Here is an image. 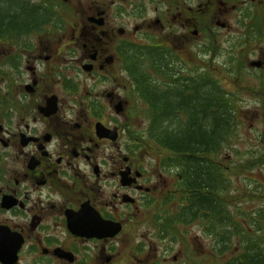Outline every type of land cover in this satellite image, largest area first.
<instances>
[{
  "label": "flooded vegetation",
  "instance_id": "af4514ba",
  "mask_svg": "<svg viewBox=\"0 0 264 264\" xmlns=\"http://www.w3.org/2000/svg\"><path fill=\"white\" fill-rule=\"evenodd\" d=\"M14 2L0 20V230L17 232L18 256L36 253L35 264H104L106 242L122 228L114 236L79 231L100 220L123 227V205L147 206L154 190L136 153L122 156L118 145L105 152L122 126L111 109L121 115L127 104L123 64L143 47L169 49L184 63L187 33L215 27L235 32L236 45H255L262 13L246 0ZM107 184H115L111 198ZM61 249L72 255L59 257Z\"/></svg>",
  "mask_w": 264,
  "mask_h": 264
},
{
  "label": "rangeland",
  "instance_id": "374dc122",
  "mask_svg": "<svg viewBox=\"0 0 264 264\" xmlns=\"http://www.w3.org/2000/svg\"><path fill=\"white\" fill-rule=\"evenodd\" d=\"M14 1L11 2V7L16 3ZM201 1L204 2L205 0ZM246 1L250 3L254 12L262 13V36L259 41L252 43L255 45L249 47L236 45L234 42L238 37L235 32H230L227 28L215 27L212 28V31L200 32L196 35L187 33L188 40L180 51L184 63L180 64L175 58H171V63L176 68L173 70L175 73L173 77L191 76L196 79V82L201 83L204 81L202 77L206 71V75L218 80L235 99L236 106L240 111L241 123L231 138V146L225 147L214 158L218 156L220 161L237 169L241 168L236 165L243 163L248 158L259 160L264 153V142H262V132L264 131L262 118L264 0ZM27 5L29 6L30 3L28 2ZM7 9L9 11L10 7L7 6ZM3 11L7 12L5 9ZM19 17L15 20L16 24L24 20V16ZM226 18L229 20L230 15ZM211 35L216 39L212 46L213 49L207 46ZM253 41L254 39L251 40V42ZM256 62H259V65H256ZM123 66L128 72L124 73L122 77L124 89L122 101H127V104L124 105L121 115L116 116L111 109L112 120L120 121L122 126L115 139L116 144L109 139L105 141L106 156L109 157L111 153H115L117 145L121 146L122 156H130V154L136 153V156L140 158L141 167L145 169V174L147 173L153 178L151 185L154 184V190L151 192V196L160 198L168 190H177L176 170H166L158 165L159 159L165 151L157 149L152 141L148 142L149 145H144L142 136L144 137L145 134L143 131L149 126V119L144 114L146 107L136 96L135 80L130 73L131 66L129 64H123ZM81 76L87 79V75L82 73ZM89 82H91L90 78L87 80V83ZM106 99L104 97L103 100L106 102ZM120 104L121 108L124 103ZM238 172V174L230 175L229 191L231 195H243V197L240 198L242 200L229 204L228 208L233 218L240 220L243 226L247 228V235H254L257 242L262 245L264 223L262 228V225H259L256 220H261L257 211L264 206V187L262 186L264 167L256 166L249 171ZM141 183L147 184L144 180H141ZM113 187L115 184H107L104 187L108 198H111V193L115 190ZM130 193L137 198L143 194L141 192ZM177 195V192L173 194L174 197ZM156 202L157 200L152 201L149 206H140L138 202L132 206L123 205L122 231L118 235L119 238L106 242V253L104 254L110 259L104 264H141L143 262L146 264H222L227 258L235 255L243 248V239H248L245 237V231L240 230L236 235L231 236L229 250L225 253H219L218 234L206 231L203 224L196 221L179 223L176 226L177 229L175 227L177 232L174 231L173 234L163 236L156 232L158 226L153 224L149 215L150 209L154 211L155 208L152 206ZM171 202L169 201L168 204ZM176 202L177 199L171 204L172 209L176 207ZM251 223L252 226L249 227ZM96 253L97 249H91L90 255L92 257H95L94 254ZM37 258H39L38 254L23 250L20 252L18 263L35 264L34 261ZM45 264L59 263L50 259L45 261Z\"/></svg>",
  "mask_w": 264,
  "mask_h": 264
},
{
  "label": "trees",
  "instance_id": "16d2710c",
  "mask_svg": "<svg viewBox=\"0 0 264 264\" xmlns=\"http://www.w3.org/2000/svg\"><path fill=\"white\" fill-rule=\"evenodd\" d=\"M12 1L0 0V20L4 19L3 13H11ZM215 42L212 36L207 46L213 49ZM172 57L182 63L170 50L143 47L137 50V58H132L135 61L129 62L136 96L145 104L144 114L149 119V126L143 131L145 136H142L144 145L152 141L157 149L165 151L159 165L166 170L175 169L177 176V190H168L160 198L153 196L150 201L157 200L152 206L154 211H149L153 224L158 226L156 232L167 236L177 232L175 227L179 223L200 222L206 231L218 234L219 253H225L231 247V236L242 230L248 238L243 239V248L222 264H264V241L261 245L254 235H247V228L233 218L228 208L243 197L231 195L230 175L256 166L264 167V153L259 160L248 158L236 165L241 169L227 165L218 156L214 158L231 146V138L241 123L236 101L218 80L206 75V71L201 83L191 76L173 77L176 68L171 63ZM262 110L264 127V98ZM176 192L178 195L174 197ZM175 199L177 205L172 209ZM169 201L172 202L168 204ZM257 212L262 222L256 221L263 228L264 206Z\"/></svg>",
  "mask_w": 264,
  "mask_h": 264
},
{
  "label": "water",
  "instance_id": "95a60500",
  "mask_svg": "<svg viewBox=\"0 0 264 264\" xmlns=\"http://www.w3.org/2000/svg\"><path fill=\"white\" fill-rule=\"evenodd\" d=\"M256 65H259V62H256ZM120 110V107H117V111ZM98 132L102 131L100 128L97 127ZM75 217H82L83 212L79 213ZM78 218H76L77 220ZM74 224H78L79 222L72 221ZM93 222V221H92ZM80 224L83 226V222H80ZM96 227H99L97 229L89 230L84 229L80 230V233H92L95 232L96 235L102 234L105 236H114L116 233H118L121 230L122 224L120 222H114V221H104L100 220V222H96ZM23 243V239L17 234V232L7 229L5 232L0 230V263L1 264H16L18 261V251ZM56 254L59 257H69L72 255L70 252H66L64 250H56ZM72 260V258H71Z\"/></svg>",
  "mask_w": 264,
  "mask_h": 264
}]
</instances>
